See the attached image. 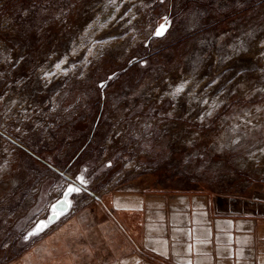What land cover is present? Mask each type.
<instances>
[{"label":"rangeland","instance_id":"374dc122","mask_svg":"<svg viewBox=\"0 0 264 264\" xmlns=\"http://www.w3.org/2000/svg\"><path fill=\"white\" fill-rule=\"evenodd\" d=\"M0 65V264L69 183L264 204V0H0Z\"/></svg>","mask_w":264,"mask_h":264},{"label":"crops","instance_id":"0c3cea01","mask_svg":"<svg viewBox=\"0 0 264 264\" xmlns=\"http://www.w3.org/2000/svg\"><path fill=\"white\" fill-rule=\"evenodd\" d=\"M96 194L31 241L30 264H264L259 199L123 187Z\"/></svg>","mask_w":264,"mask_h":264},{"label":"water","instance_id":"95a60500","mask_svg":"<svg viewBox=\"0 0 264 264\" xmlns=\"http://www.w3.org/2000/svg\"><path fill=\"white\" fill-rule=\"evenodd\" d=\"M69 187H75L77 188L76 184L74 183H69L65 189L62 191L61 195L56 198L55 200H53L50 204V211L48 212L47 216H46V219L44 220H40L37 225H36V228L37 226L41 225V222H48L49 221V218H52V221L48 223V225L54 223L55 221H57L59 219L60 216H62L63 214L69 212L71 210V206H72V199H71V195L74 193V192H71V193H68L67 195V203H61L62 201H64L65 199V193L68 191V188ZM94 196H97L96 193L94 192H91ZM55 206V207H54ZM54 212L57 214L56 216H54Z\"/></svg>","mask_w":264,"mask_h":264},{"label":"snow or ice","instance_id":"6c2138e0","mask_svg":"<svg viewBox=\"0 0 264 264\" xmlns=\"http://www.w3.org/2000/svg\"><path fill=\"white\" fill-rule=\"evenodd\" d=\"M161 27H163V26H161ZM156 34H157V35H161L162 33H161V31H158ZM79 179H80L81 183L84 182L83 177H80ZM78 191H79L78 188H75V187H69V188H68V191L65 193V199H64V201H62L61 203H67V202H68V201H67V195H68V193H71V192H78ZM54 207H55V206H54ZM56 215H57V214L54 212V216H56ZM51 221H52V218H49V221H48V222H43V221H42V222H41V225L37 226L35 232H34V233H29V235H33V234H35V233H38L39 231H42L43 228H46V227L48 226V223L51 222Z\"/></svg>","mask_w":264,"mask_h":264},{"label":"built area","instance_id":"2783aa9c","mask_svg":"<svg viewBox=\"0 0 264 264\" xmlns=\"http://www.w3.org/2000/svg\"><path fill=\"white\" fill-rule=\"evenodd\" d=\"M1 67H2V66L0 65V69H1Z\"/></svg>","mask_w":264,"mask_h":264}]
</instances>
